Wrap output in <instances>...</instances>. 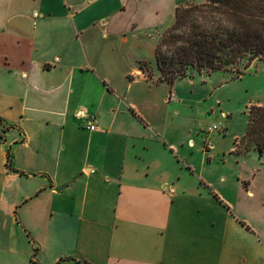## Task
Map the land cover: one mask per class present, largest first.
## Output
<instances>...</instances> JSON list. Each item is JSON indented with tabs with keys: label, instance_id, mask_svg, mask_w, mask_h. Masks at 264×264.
Here are the masks:
<instances>
[{
	"label": "crops",
	"instance_id": "crops-1",
	"mask_svg": "<svg viewBox=\"0 0 264 264\" xmlns=\"http://www.w3.org/2000/svg\"><path fill=\"white\" fill-rule=\"evenodd\" d=\"M199 1L0 0V264H264V158L196 121L180 140L158 80Z\"/></svg>",
	"mask_w": 264,
	"mask_h": 264
},
{
	"label": "trees",
	"instance_id": "trees-1",
	"mask_svg": "<svg viewBox=\"0 0 264 264\" xmlns=\"http://www.w3.org/2000/svg\"><path fill=\"white\" fill-rule=\"evenodd\" d=\"M154 57L158 80L169 85L212 71L240 76L255 60L264 61V0H202L177 7ZM258 108L254 107V114ZM262 117L261 123L256 122L258 136L246 135L264 158V113Z\"/></svg>",
	"mask_w": 264,
	"mask_h": 264
},
{
	"label": "rangeland",
	"instance_id": "rangeland-1",
	"mask_svg": "<svg viewBox=\"0 0 264 264\" xmlns=\"http://www.w3.org/2000/svg\"><path fill=\"white\" fill-rule=\"evenodd\" d=\"M198 3H202V0L192 4L198 5ZM196 15H199V12H196ZM213 15L218 18V14ZM168 27L161 31L159 41ZM143 70L146 74L152 75L153 67L146 64ZM173 85L183 99L179 105L180 140L188 139L189 134L186 135V133L189 128L193 130L192 137L197 140L199 135L193 127V121H196L203 124L206 129L214 123L219 124V130H214L213 135L220 138L222 134H227L222 138H226L228 142L231 139V146L235 150L253 146L252 140L248 139L246 134L249 132L252 139L256 138L259 134L256 131L258 130L256 122L261 123L263 120L264 111L261 110L264 108L263 60L252 62L240 76L212 71L179 78L173 82ZM254 107H260L255 112L256 115ZM250 109H252L251 112ZM262 135L264 136V133ZM216 140L212 141L216 142ZM260 162L264 166V160ZM227 168L222 161L211 163L209 166V169L216 171Z\"/></svg>",
	"mask_w": 264,
	"mask_h": 264
},
{
	"label": "built area",
	"instance_id": "built-area-1",
	"mask_svg": "<svg viewBox=\"0 0 264 264\" xmlns=\"http://www.w3.org/2000/svg\"><path fill=\"white\" fill-rule=\"evenodd\" d=\"M79 116L80 117H82V118H85L86 119V122H85V127L88 129V130H94L95 129V123H96V118H95V116L94 115H92V114H87V113H85V112H80L79 111ZM221 115H223V114H221ZM219 124H216V123H214V124H212L211 126H209L208 127V132L209 131H214V130H219Z\"/></svg>",
	"mask_w": 264,
	"mask_h": 264
}]
</instances>
